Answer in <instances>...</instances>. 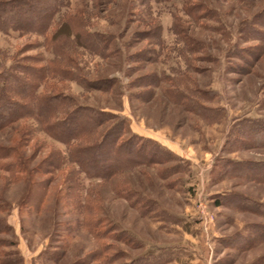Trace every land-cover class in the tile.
Here are the masks:
<instances>
[{
  "label": "rangeland",
  "instance_id": "obj_1",
  "mask_svg": "<svg viewBox=\"0 0 264 264\" xmlns=\"http://www.w3.org/2000/svg\"><path fill=\"white\" fill-rule=\"evenodd\" d=\"M28 2L57 5V15L40 34L30 29L42 21L25 8L28 31L0 30V71L49 69L35 82L38 94L125 118L120 142L137 135L174 158L109 180L67 162L48 190L22 204L25 164L66 158L67 148L32 118L0 130V220L10 226L0 234V264L4 253L6 264H98L89 255L101 248L112 264L160 254L152 264H264V182L253 179L263 171L264 148L249 123L264 121V0H0V9ZM12 163L16 171L7 172ZM84 219H98L105 238L93 237Z\"/></svg>",
  "mask_w": 264,
  "mask_h": 264
},
{
  "label": "trees",
  "instance_id": "obj_2",
  "mask_svg": "<svg viewBox=\"0 0 264 264\" xmlns=\"http://www.w3.org/2000/svg\"><path fill=\"white\" fill-rule=\"evenodd\" d=\"M50 1L52 4L54 3V0ZM22 8L24 9H16L15 11L0 9L2 10L0 12V30L28 31L29 29H26L27 25L25 24L27 21L26 11H31V14H33L32 21L39 20L42 22L40 26L31 25L32 29L30 30L41 34L46 31L48 23L53 21V17L57 15L58 11L57 5L53 7L47 5L43 9H38L29 2L23 4ZM38 12L44 14L42 19L37 16ZM81 42L86 48L97 49L93 43L86 44L84 39ZM30 72L32 75H36L32 80L24 75L30 74ZM50 75L51 71L49 69L32 70L20 66H12L0 71V130L20 119L32 118L37 122L41 131L63 143L67 148L66 158L59 154L54 155L56 160L53 156L45 157L40 162V165L30 170L27 169L28 163L25 164L27 180L29 179V181L28 190L22 204L31 203V195L34 190L38 188L48 190L55 171H59V168L67 162L77 165L79 173H83L88 178L96 177L109 180L122 171L138 166H156L173 161L174 156L171 152L163 149L158 143L150 139L131 134L129 138L120 142V136L128 133L125 118L95 108L76 105L72 99L63 95L38 94V83H35L36 80L40 82ZM178 99L187 102L191 110L203 114L204 108L193 102L190 97H180L179 95ZM110 120H114V123L96 138L100 128ZM249 123L251 129L253 128V131H255L252 133L253 141L257 143L258 147L264 148V121H250ZM15 148H8L6 158L15 152ZM2 156L0 154V158ZM32 156L34 155L28 157L27 160L29 158L34 160L35 157ZM44 165L45 169L41 172V168ZM236 165L238 167L237 170L241 171L242 167H240V164L234 163V166ZM6 168L7 172H15L17 164H7ZM164 170H170L171 174L175 172L170 168ZM262 170L256 177H253L255 182H264V165ZM33 174H41L40 179L30 180ZM65 194L58 192L59 197H62V195L66 196ZM130 196H133L131 192L127 195L129 200ZM131 204H135V202ZM2 205L0 204V210L4 208ZM40 206L41 203L39 201ZM39 207L34 204L36 210ZM83 224L96 239L105 238L104 231L100 230L102 225L98 219H84ZM9 229L10 226L7 225L6 221L0 220V234H8ZM2 245L3 242L0 241V247ZM104 249L101 248L97 252L91 253L89 257H93V260L98 261V264H112L113 261L110 258L103 257ZM4 254L1 262L6 264L8 255L7 253ZM62 256L63 252L60 251L59 253H53L51 257L53 260L59 261ZM163 257V254L149 256L147 259L140 258L128 264H152V260ZM148 260L151 262H148Z\"/></svg>",
  "mask_w": 264,
  "mask_h": 264
},
{
  "label": "crops",
  "instance_id": "obj_3",
  "mask_svg": "<svg viewBox=\"0 0 264 264\" xmlns=\"http://www.w3.org/2000/svg\"><path fill=\"white\" fill-rule=\"evenodd\" d=\"M171 150V149H170Z\"/></svg>",
  "mask_w": 264,
  "mask_h": 264
}]
</instances>
